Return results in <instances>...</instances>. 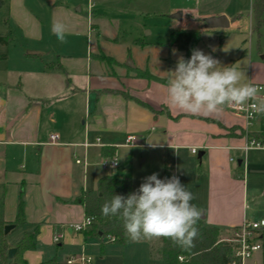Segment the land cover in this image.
I'll use <instances>...</instances> for the list:
<instances>
[{
    "label": "crops",
    "instance_id": "obj_1",
    "mask_svg": "<svg viewBox=\"0 0 264 264\" xmlns=\"http://www.w3.org/2000/svg\"><path fill=\"white\" fill-rule=\"evenodd\" d=\"M171 1L165 12L181 15L179 19L170 17L178 24H171L170 31L195 30L201 38L204 34L218 39L224 36L218 48L228 38V28L244 29L253 37L256 53L250 52L239 68L245 73L242 83L264 86V25L259 35L252 32V0ZM8 6L20 43H0V222L12 225L21 197L25 224L8 241L15 243L36 230L34 248L23 254L27 264L50 260L65 264L64 259L70 256L88 254L95 240L84 241L82 234L73 230L84 219L80 196L108 175L93 170L90 160L99 162L101 150L111 148L118 159V150L130 135L136 138L135 148L156 153L169 177L177 175L195 195L191 203L203 213L197 222L218 228L221 237L227 235L223 240L230 239L244 221L264 220V149L246 147L251 137L248 133L264 132V115L258 114L250 124L230 106L212 116L193 115L171 106L166 92L169 78L143 69L149 56L137 61L129 55L130 47H143L145 42L132 41L127 48L130 59L125 63L124 57L105 55L100 49L102 42L111 38L104 35L95 12L81 25L73 27L65 20L63 24L66 37H94V50L100 53L90 48L85 58L76 53L51 59L50 51L23 45L41 41L38 18L23 0H9ZM62 10L60 6L51 10V35ZM218 16L226 17L227 28L204 26L206 18ZM187 24L196 27L188 29ZM4 34L0 31V38ZM239 42L237 39V46ZM166 43L168 50L176 49ZM105 60L114 64L116 71H105ZM57 64L61 69H56ZM146 73L151 78L144 76ZM54 134L58 139L52 143ZM75 158L85 160L86 166L75 164ZM118 164L113 171L121 168L119 159ZM95 166L98 168L97 163ZM259 238L262 249L245 264H264V228Z\"/></svg>",
    "mask_w": 264,
    "mask_h": 264
},
{
    "label": "rangeland",
    "instance_id": "obj_2",
    "mask_svg": "<svg viewBox=\"0 0 264 264\" xmlns=\"http://www.w3.org/2000/svg\"><path fill=\"white\" fill-rule=\"evenodd\" d=\"M23 1L30 13L38 18L37 22L41 29L40 42L28 41L26 43L25 41L23 45L50 51L51 55H54L51 59H54L56 55L74 57L76 53V55L85 58L89 55L90 48L94 50V37L88 36V34L81 37L75 35L66 37L67 42L63 44L55 35H51V10L58 6L63 8L62 11L58 12L60 22L64 23L65 20L73 27L76 24L81 25L83 21L86 23L87 17L90 18L91 14L95 12L101 19L104 35L111 38V41L102 42L101 51L108 56L124 57V63L130 59L127 56V48L131 46L132 41L141 39L145 42L143 47H130L129 55L135 57L136 60L149 56V62L143 69H148L157 77L169 78L168 71L173 70L178 58L183 56L177 49L168 50L163 45L168 40L171 24L178 27V24L170 19L171 14L165 12L166 6L171 5V0H54V4L51 0ZM5 21L9 22L8 26H4ZM11 21L9 19V6L6 4L0 8V31H5L3 37L7 36L5 45L20 43V32ZM119 27L120 29H118ZM186 27L189 29L196 26L187 24ZM228 31V38L221 48H218L219 39L215 35L204 34L201 40L195 44L194 49H200L204 53L212 55L220 61L221 66H235L242 71L239 68L242 67L244 59L248 57L250 52L253 53V56L256 53L253 37L249 36L247 32H243L244 29L234 31L228 28ZM237 39L240 41L238 46L236 44ZM241 42H244L243 46H241ZM243 50L245 51L244 54L242 53ZM93 53L99 54L100 51L94 50ZM104 66L107 72L116 71L114 64L106 60ZM79 80L78 82H80ZM117 156L121 168L116 171L101 169L99 167L101 158L99 162L98 159L94 158V160H90V163H94L93 170L97 172L130 181L132 191L140 186L144 177L153 173H158L161 179L169 177L163 159L158 158L156 153L148 149L130 148L123 145L118 150ZM143 159L146 160L141 163L140 160ZM95 163L99 169L96 168ZM17 234H19L18 231L9 234L10 239H14ZM222 237L227 238V235ZM93 242L87 254L91 257L92 264H161L155 250L158 247V240L140 243L130 242L127 245L108 243L107 239L103 240L102 245L96 240ZM68 258L64 259V262Z\"/></svg>",
    "mask_w": 264,
    "mask_h": 264
},
{
    "label": "clouds",
    "instance_id": "obj_3",
    "mask_svg": "<svg viewBox=\"0 0 264 264\" xmlns=\"http://www.w3.org/2000/svg\"><path fill=\"white\" fill-rule=\"evenodd\" d=\"M52 33L60 43L67 42L63 23L54 22ZM168 72V102L186 113L212 116L219 115L225 106L247 105L250 118L264 115V99H257L264 89L242 83L243 71L235 66H221L219 60L200 49H192L188 59L181 55L175 68ZM194 199L195 195L177 175L161 179L153 173L127 195L115 194L102 205L101 213L106 217L119 216L132 243L169 239L187 250L195 246L199 236L196 225L203 214L191 203Z\"/></svg>",
    "mask_w": 264,
    "mask_h": 264
},
{
    "label": "trees",
    "instance_id": "obj_4",
    "mask_svg": "<svg viewBox=\"0 0 264 264\" xmlns=\"http://www.w3.org/2000/svg\"><path fill=\"white\" fill-rule=\"evenodd\" d=\"M8 1L0 0V8L8 4ZM251 15L253 18L252 32L259 35L260 29L264 25V0H252ZM223 38L224 36L219 38L220 43ZM199 40H201L199 31L172 30L166 45L183 52L184 58L188 59L191 56V50ZM0 43L6 44V37L0 38ZM55 67L61 69L58 64ZM144 76L151 78L147 73ZM163 82L166 83V81ZM248 136L264 140V132H251L248 133ZM101 153L102 157H112L115 155V150L113 148L102 149ZM129 192H132L130 181L113 175H104L97 180L93 190L81 193L80 200L84 217L95 219L93 224L81 232L84 241L96 240L101 245L104 243V239H107L108 243L120 245L130 243L125 235L122 219L119 216L106 217L101 213L102 205L106 201H110L115 194L127 195ZM24 224L23 200L19 197L16 218L12 223L14 227L10 233L18 230ZM4 226L5 224L0 222V264H27L23 254L34 248L36 230L24 234L20 240L11 243L8 241L10 233L4 234ZM196 226L199 229V236L194 242L195 246L190 249H182L169 239L158 240V247L155 250L161 264H231L236 244L223 240L216 227L205 225L203 222H197ZM10 248L16 249L12 258L7 256ZM40 264H55V261L50 260Z\"/></svg>",
    "mask_w": 264,
    "mask_h": 264
},
{
    "label": "built area",
    "instance_id": "obj_5",
    "mask_svg": "<svg viewBox=\"0 0 264 264\" xmlns=\"http://www.w3.org/2000/svg\"><path fill=\"white\" fill-rule=\"evenodd\" d=\"M260 89H264V86L259 84H252ZM257 99H264V91H261L258 94ZM232 111L236 114L242 116L247 123L253 122L256 119L258 114H254L253 117H249L248 113L250 108L247 105L245 106H230ZM58 139L56 134L50 136V140L54 143ZM136 138L134 136H126L124 141V146L126 147H134ZM96 144H99V139L96 140ZM246 147L253 149H264V140H258L254 137H249L246 140ZM190 152L192 154H196V149L191 148ZM75 164L86 166L85 160H80L79 158H75ZM119 166L118 159L116 155L112 157H102L99 162V167L103 170H115ZM95 222V219L92 217H84V219L73 226V230L81 233L86 227L90 226ZM264 228V220L259 221H244L234 232L230 239L226 240L229 242H233L236 244V249L233 254V259L231 264H245V262L252 256L253 253L262 249V245L260 243V232ZM56 240V239H55ZM182 260V258H179ZM92 259L90 256L80 254L76 256L69 257L65 264H91Z\"/></svg>",
    "mask_w": 264,
    "mask_h": 264
},
{
    "label": "water",
    "instance_id": "obj_6",
    "mask_svg": "<svg viewBox=\"0 0 264 264\" xmlns=\"http://www.w3.org/2000/svg\"><path fill=\"white\" fill-rule=\"evenodd\" d=\"M180 12H177L173 15H171L170 17L175 18V19H179L180 18ZM205 23V27L207 29H217V28H227L228 27V20L226 19V17L224 16H218V17H210V18H206L204 20ZM129 66H133L132 63L129 60ZM13 225H6L4 226V234H8L12 229H13ZM16 249L15 248H10L7 252V256L8 258H12V256L14 255Z\"/></svg>",
    "mask_w": 264,
    "mask_h": 264
}]
</instances>
